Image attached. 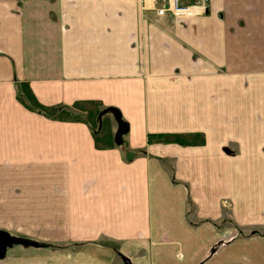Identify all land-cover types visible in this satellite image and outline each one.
Here are the masks:
<instances>
[{
  "label": "crops",
  "instance_id": "1",
  "mask_svg": "<svg viewBox=\"0 0 264 264\" xmlns=\"http://www.w3.org/2000/svg\"><path fill=\"white\" fill-rule=\"evenodd\" d=\"M0 229L46 244L0 264H264V0H0Z\"/></svg>",
  "mask_w": 264,
  "mask_h": 264
},
{
  "label": "built area",
  "instance_id": "2",
  "mask_svg": "<svg viewBox=\"0 0 264 264\" xmlns=\"http://www.w3.org/2000/svg\"><path fill=\"white\" fill-rule=\"evenodd\" d=\"M208 0H194L192 4H184L181 0H138L141 12H152L156 18L167 14L173 18H181L204 13Z\"/></svg>",
  "mask_w": 264,
  "mask_h": 264
},
{
  "label": "water",
  "instance_id": "3",
  "mask_svg": "<svg viewBox=\"0 0 264 264\" xmlns=\"http://www.w3.org/2000/svg\"><path fill=\"white\" fill-rule=\"evenodd\" d=\"M105 112H112L117 123V129L114 134V143L120 145L122 143V136L128 132V123L123 120L121 112L115 107H108L98 113V118ZM14 244L21 245H33L36 246L35 242L25 240L11 235L8 231L0 229V259L5 256L6 249Z\"/></svg>",
  "mask_w": 264,
  "mask_h": 264
},
{
  "label": "rangeland",
  "instance_id": "4",
  "mask_svg": "<svg viewBox=\"0 0 264 264\" xmlns=\"http://www.w3.org/2000/svg\"><path fill=\"white\" fill-rule=\"evenodd\" d=\"M182 2L185 4L186 2H184L182 0ZM156 18V17H155ZM159 19V18H156ZM29 104L32 103V101L28 100L27 101ZM64 112L67 113L68 117L72 118V119H84L86 122H88L89 124H91L93 127H99V125L101 126V124L103 125V120H102V116L100 118H98V113L100 111V107L98 106H93V110L92 113H87L89 112L88 109H86L85 107H80V106H72V107H67V109H63ZM98 118V119H97ZM235 136L234 132L228 131L226 134V137L223 138V141L226 142V144H229V142L233 139V137ZM223 137V136H222ZM223 206L224 208V215L226 216V220H230V214H229V209L226 207L228 204L226 201L223 202Z\"/></svg>",
  "mask_w": 264,
  "mask_h": 264
},
{
  "label": "trees",
  "instance_id": "5",
  "mask_svg": "<svg viewBox=\"0 0 264 264\" xmlns=\"http://www.w3.org/2000/svg\"><path fill=\"white\" fill-rule=\"evenodd\" d=\"M37 109V111H40L41 112V110H42V108L40 107H36ZM31 241V240H30ZM33 242H35V241H33ZM35 244L37 245V246H45L46 244H43V243H39V242H35ZM125 264H130L129 262H125Z\"/></svg>",
  "mask_w": 264,
  "mask_h": 264
}]
</instances>
